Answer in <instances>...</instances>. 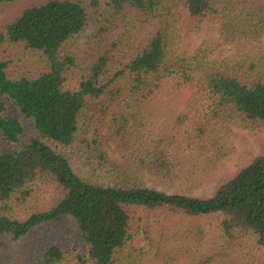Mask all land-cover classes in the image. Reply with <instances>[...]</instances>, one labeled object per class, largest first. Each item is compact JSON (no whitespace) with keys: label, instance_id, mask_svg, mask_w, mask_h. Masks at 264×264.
Segmentation results:
<instances>
[{"label":"trees","instance_id":"obj_1","mask_svg":"<svg viewBox=\"0 0 264 264\" xmlns=\"http://www.w3.org/2000/svg\"><path fill=\"white\" fill-rule=\"evenodd\" d=\"M16 1L24 0H0V13L3 4ZM30 1L0 28V96L5 97L0 98L5 145L0 148V241L30 243L29 250L8 249L0 264H264L255 255L264 251V149L211 196L200 197L136 181L89 180L48 143L70 146L79 140L94 124L87 98L99 99L126 78L127 95L108 121L113 134L125 141L130 159L154 175L170 182L194 180L199 164H216L228 155L220 138L230 124L264 125V52L256 46L264 36V0ZM182 5L196 23L220 22L221 36L237 54L220 60L199 48L192 56H178L175 14ZM109 11L132 13L139 30L147 29L144 41L125 50L114 41L90 63L78 64L68 42L95 13L98 18ZM7 46L38 54L41 69L19 74L5 54ZM170 82L192 92L184 103L175 94L181 88L161 93ZM7 100L40 138L24 142V125L8 114ZM99 135L94 128L89 142L95 147ZM99 157L104 159L101 152ZM40 181L59 190L58 200L22 217L15 214L42 190ZM155 212L185 219L220 216L221 240L199 222L170 226ZM63 220L72 222L85 244L73 263L48 236ZM140 236L147 248L135 243Z\"/></svg>","mask_w":264,"mask_h":264},{"label":"rangeland","instance_id":"obj_2","mask_svg":"<svg viewBox=\"0 0 264 264\" xmlns=\"http://www.w3.org/2000/svg\"><path fill=\"white\" fill-rule=\"evenodd\" d=\"M30 3V0H24L3 4L0 13V28L7 20L21 13ZM97 15L95 13V17L89 20L84 31L72 38L67 44V50L75 56L80 65L93 61L114 41L123 43V49L125 50L144 41L147 35L145 26L141 25L139 30L136 18L134 20V15L128 11L114 16L110 15V11L105 16L97 18ZM175 18L179 25V39L176 48L178 56H192L199 48L207 49L210 57L220 60L232 58L237 54V49L221 36L219 31L221 24L217 20H203L196 23L189 16L187 9L183 5L177 9ZM256 46L259 51L264 52V36ZM5 50H7L5 54L15 60L12 69L15 70V64L18 65L17 72L19 74L28 71L37 73L43 65L38 54L25 52L21 47L7 46ZM17 59L19 60L17 61ZM173 87L181 88L170 82L161 93ZM128 89L129 82L126 78H122L113 84L108 89L109 92L107 91L99 99L87 98L89 104L88 117L91 118V122L94 124L87 132H83L79 140L74 144L63 146L52 141L48 142L57 152L69 156L74 168L80 175L89 180L103 184L136 181L166 193H184L207 197L211 196L222 182L235 175L243 166L251 163L253 158L261 154L264 149V125L247 129L238 124H230L220 138V145L229 151L227 156L216 164H207L205 162L199 164L200 169L197 171L196 176L193 177L194 180L185 179L170 182L162 179L154 175L148 168L137 165L136 162L131 160L128 154L130 150H127L125 141L115 136L108 125L116 103L125 98ZM188 92L186 89L181 88L179 91H175V94L178 96V100L184 103L192 93ZM0 98L5 99L3 96H0ZM169 103L176 104L173 101ZM7 105L8 114L19 117L24 125V142L30 138H40V133L33 123L20 113L13 102L7 100ZM97 127L100 135L98 145L95 147L89 141L93 136L94 128ZM87 142H89V147H87ZM0 148L5 149V145L1 141ZM99 152L103 154L104 159L101 160ZM201 167H206V169ZM38 184L42 190L38 189L39 192H36L23 207L17 208L15 214L22 217L28 213L45 209L58 200L60 196L59 190L51 182L40 181ZM1 210L2 204L0 203ZM155 213L162 220L167 219L170 226L173 222L175 226L182 225L183 227L189 221L199 222L205 227L210 237L221 240V231L218 227L220 216L212 219L205 216L185 219L182 216ZM48 236L54 241L61 243L68 259L72 263L74 259L76 260L78 252H85V244L70 220H63L60 224L50 228ZM29 243L24 240L3 239L0 241V256L2 257L8 249L16 252L29 250ZM135 243L145 248L148 245L142 236L138 237ZM255 255L264 261V251H257Z\"/></svg>","mask_w":264,"mask_h":264}]
</instances>
